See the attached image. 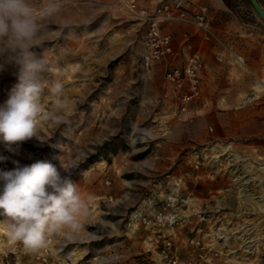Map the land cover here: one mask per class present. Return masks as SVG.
<instances>
[{"label": "rangeland", "instance_id": "rangeland-1", "mask_svg": "<svg viewBox=\"0 0 264 264\" xmlns=\"http://www.w3.org/2000/svg\"><path fill=\"white\" fill-rule=\"evenodd\" d=\"M44 2L32 0L36 9ZM57 2L35 51L47 61L45 89L64 85L62 121L41 117V142L7 149L0 169L13 160L61 165L85 209L78 231L64 226L34 250L0 225V264H166V241L175 264H264V88H255L264 83V20L247 0H191L229 51L202 42L191 25L164 26L176 49L187 34L206 62L207 103L181 111L165 64L142 63L145 27L119 0ZM182 62L178 53L171 65ZM15 72H0V104ZM57 99L45 95L42 110Z\"/></svg>", "mask_w": 264, "mask_h": 264}, {"label": "clouds", "instance_id": "clouds-1", "mask_svg": "<svg viewBox=\"0 0 264 264\" xmlns=\"http://www.w3.org/2000/svg\"><path fill=\"white\" fill-rule=\"evenodd\" d=\"M60 11L57 0H45L39 9L32 0H0V72L13 67L17 79L0 104V144L9 151L33 138L40 141L37 122L41 117L55 124L62 121L58 113L66 107L64 85L57 80L45 89L47 61L35 51L45 21ZM45 95L58 98L47 112L41 107ZM6 159L0 156V162ZM12 163V169H0V214L6 217L0 225L8 238L34 250L64 226L78 231L77 215L85 204L70 170L44 160Z\"/></svg>", "mask_w": 264, "mask_h": 264}, {"label": "built area", "instance_id": "built-area-1", "mask_svg": "<svg viewBox=\"0 0 264 264\" xmlns=\"http://www.w3.org/2000/svg\"><path fill=\"white\" fill-rule=\"evenodd\" d=\"M119 1L125 10L145 27L142 63L146 67H152L155 63L165 64L164 78L177 93L180 110L186 111L190 104L196 102L205 105L207 97L203 93L201 79L206 62L202 53L198 50L191 51L192 43L187 34H184L182 44L176 49L170 32L163 29L171 23L191 25L202 42L219 45L229 51L210 25L204 10H192L191 0H158L151 7L139 5L136 0ZM178 53L183 56L182 64L171 65ZM215 58L222 60L218 54ZM0 156L7 157L0 164L8 167L11 157L5 145H0ZM170 246V241H166V249L163 250L161 259L163 263L166 261V264H175L176 257L168 254Z\"/></svg>", "mask_w": 264, "mask_h": 264}, {"label": "water", "instance_id": "water-1", "mask_svg": "<svg viewBox=\"0 0 264 264\" xmlns=\"http://www.w3.org/2000/svg\"><path fill=\"white\" fill-rule=\"evenodd\" d=\"M247 2L250 4V6L253 8V10L256 12V14L264 20V7L260 5L258 0H247Z\"/></svg>", "mask_w": 264, "mask_h": 264}, {"label": "crops", "instance_id": "crops-1", "mask_svg": "<svg viewBox=\"0 0 264 264\" xmlns=\"http://www.w3.org/2000/svg\"><path fill=\"white\" fill-rule=\"evenodd\" d=\"M251 35L253 36V33H252V32L249 33V34H247L248 38H249ZM262 36H264V35H262ZM247 41L249 42V40H247ZM261 49L264 50V46H262ZM214 52H215V51H214ZM245 57H246L247 59H250V60H251V62H250V66L253 67V65H252V64H253V59H252L251 55H249V52H246ZM259 58L264 59V52H260V54H259ZM227 62H229V60H227ZM246 66H247V65H246ZM251 67H248V68L250 69ZM256 68H257V69H260L261 66H258V67H256ZM250 70H251V69H250Z\"/></svg>", "mask_w": 264, "mask_h": 264}, {"label": "bare ground", "instance_id": "bare-ground-1", "mask_svg": "<svg viewBox=\"0 0 264 264\" xmlns=\"http://www.w3.org/2000/svg\"><path fill=\"white\" fill-rule=\"evenodd\" d=\"M237 60V59H236ZM237 62L239 63V64H241V65H243L242 63V60L239 58L238 60H237ZM262 82H264V81H262ZM255 87V86H254ZM256 88V90H259L260 88H264V83H261V84H259L258 86H256L255 87ZM217 155V154H216ZM214 157V156H213ZM258 207H261V209H262V206L261 205H259L258 204ZM137 212V211H136ZM136 212H133V214H132V217H135L136 216ZM246 240V239H245ZM244 240V241H245ZM259 242V241H258Z\"/></svg>", "mask_w": 264, "mask_h": 264}]
</instances>
